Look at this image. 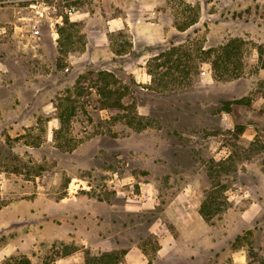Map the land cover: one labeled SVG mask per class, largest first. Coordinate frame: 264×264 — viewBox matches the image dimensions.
Masks as SVG:
<instances>
[{"label":"rangeland","instance_id":"1","mask_svg":"<svg viewBox=\"0 0 264 264\" xmlns=\"http://www.w3.org/2000/svg\"><path fill=\"white\" fill-rule=\"evenodd\" d=\"M11 95L18 137L0 122V166L18 172L20 218L0 230V264L155 249V211L187 188L209 223L264 201V0H0V96ZM147 182L159 205L126 208ZM34 196L31 213L22 198ZM99 202L114 207L98 212L118 248L65 242ZM243 230L232 248L264 264V207Z\"/></svg>","mask_w":264,"mask_h":264},{"label":"crops","instance_id":"2","mask_svg":"<svg viewBox=\"0 0 264 264\" xmlns=\"http://www.w3.org/2000/svg\"><path fill=\"white\" fill-rule=\"evenodd\" d=\"M112 22V21H110ZM122 25L125 24L122 22ZM122 28L117 26V29ZM11 105L12 108L4 109V106ZM18 101L11 95L10 97L0 96V122L5 120L8 127L7 132L18 137ZM5 133L0 134L4 139ZM12 174L13 176H11ZM18 172L7 171L0 166V184L9 190L6 198L9 201L0 207V230L10 226L13 222L18 223L20 218L18 213ZM138 199H128L125 206L130 210L136 208L155 209L159 205L158 196L152 182L145 183L142 194ZM38 196L22 198L30 205L31 213L37 212L36 202ZM62 199L61 201H64ZM199 197L194 189L177 192L168 196L165 204L158 208L148 229L157 243L155 249L150 250L148 244H141L138 240L131 241L124 253L123 259L118 264H221L225 259H229L231 264H249L245 248L236 246L232 248L231 241L244 231L248 224L260 213L264 207V201L255 202L243 209L237 210L229 207L222 215L219 223H209L200 213ZM92 203L85 211V214L94 220L90 227L85 225L82 234L88 236H76L70 228V232L64 237L65 242H79L83 248L102 249L107 252L115 251L118 244L109 242L103 227L102 213L98 208H104L106 213H112L113 205L106 202ZM34 208V209H32ZM105 213V212H104ZM169 224H172L173 228ZM18 228V226H16ZM18 231H14L17 233ZM91 235L93 238H91ZM9 244V243H8ZM18 243V251H19ZM78 250H76L77 252ZM75 252L61 258L64 264H73L76 259ZM57 260L56 262H58ZM59 263V262H58Z\"/></svg>","mask_w":264,"mask_h":264},{"label":"trees","instance_id":"3","mask_svg":"<svg viewBox=\"0 0 264 264\" xmlns=\"http://www.w3.org/2000/svg\"><path fill=\"white\" fill-rule=\"evenodd\" d=\"M241 101H243V100H241ZM230 110V105L228 104L226 107H225V111L227 112V111H229ZM240 129H241V133L244 131V128L245 127H239ZM256 140V139H255ZM204 203H202L201 204V206H200V213L202 214V216L206 219V220H210L212 217L207 213V211L205 210V208H204ZM239 238V237H238ZM75 251H76V249H75ZM71 253H73V252H71ZM71 253H68V254H66V255H69V254H71ZM106 253H110V252H106ZM65 255V256H66ZM105 255H107V254H105ZM121 261V260H120ZM120 261H118V262H115L114 264H118V263H120ZM27 263L28 264H31V261H27Z\"/></svg>","mask_w":264,"mask_h":264}]
</instances>
